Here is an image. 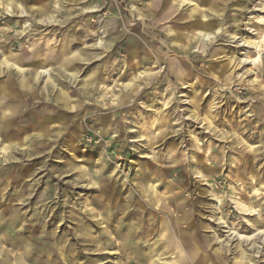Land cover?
I'll list each match as a JSON object with an SVG mask.
<instances>
[{
    "label": "rangeland",
    "instance_id": "obj_1",
    "mask_svg": "<svg viewBox=\"0 0 264 264\" xmlns=\"http://www.w3.org/2000/svg\"><path fill=\"white\" fill-rule=\"evenodd\" d=\"M230 228L264 235V0H0V264H264Z\"/></svg>",
    "mask_w": 264,
    "mask_h": 264
},
{
    "label": "bare ground",
    "instance_id": "obj_2",
    "mask_svg": "<svg viewBox=\"0 0 264 264\" xmlns=\"http://www.w3.org/2000/svg\"><path fill=\"white\" fill-rule=\"evenodd\" d=\"M204 41H207V40H209V36H204ZM205 43V42H204ZM248 51V50H247ZM242 55V54H241ZM247 62V60H245L244 58H243V60L241 61V64H247L246 63ZM8 90V89H7ZM66 93V92H65ZM140 215V214H139ZM135 216H137V215H135ZM146 217V216H145ZM142 220V219H141ZM143 220H144V218H143ZM220 221H221V219H220ZM142 223V222H141ZM142 225H143V223H142ZM149 226V225H148ZM145 227V226H144ZM143 227V228H144ZM152 227H154V226H152ZM144 232V231H143ZM150 232V231H149ZM168 232V231H167ZM227 235H226V239L224 240V245H230V244H233V242L234 241H237V242H240V243H244L245 244V247L248 249V251L249 252H251V253H254L255 255H262V251H263V249H264V235H259L260 237L259 238H257V244H256V242H255V244L254 245H250L249 243H248V240H244V239H240L239 237H238V235L236 236V234H235V232H233L232 231V228H230L227 232ZM152 234V233H151ZM128 235V234H127ZM126 235V236H127ZM148 235H150V234H148ZM125 236V235H124ZM137 236V235H136ZM121 238V237H120ZM125 239V238H124ZM123 239V240H124ZM133 239V238H132ZM127 240H128V237H127ZM126 241V240H125ZM173 242H175V248H177L178 250L177 251H179V252H181V246H180V244H179V242L178 241H174V240H172ZM126 243V242H125ZM219 243H221V242H219ZM123 244H124V242H123ZM125 245V244H124ZM124 245H122V246H124ZM126 246V245H125ZM135 248V247H134ZM221 249V248H220ZM1 263H3L4 262V260H2V261H0ZM192 264V263H191ZM251 264V263H250Z\"/></svg>",
    "mask_w": 264,
    "mask_h": 264
}]
</instances>
